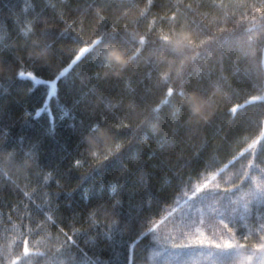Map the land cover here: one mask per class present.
<instances>
[{
    "label": "trees",
    "instance_id": "obj_1",
    "mask_svg": "<svg viewBox=\"0 0 264 264\" xmlns=\"http://www.w3.org/2000/svg\"><path fill=\"white\" fill-rule=\"evenodd\" d=\"M183 32L194 43L177 52L170 39ZM106 46L128 64H106ZM40 49L46 61L32 55ZM263 54L264 0H0V264H80L55 226L68 231L70 221L85 260L112 259L116 240L169 210L163 202L183 198L202 172L220 187L192 201L203 215L185 225L210 235L227 226L240 238L258 222L249 209L264 199ZM18 71L61 78L49 97L47 84L17 79ZM190 94L201 102L198 114ZM74 157L83 164L69 171ZM85 186L87 204L76 190ZM165 224L175 230V220ZM152 250L141 241L137 264H154ZM210 251L200 250V264ZM250 251L220 258L247 264ZM251 264H264V244Z\"/></svg>",
    "mask_w": 264,
    "mask_h": 264
},
{
    "label": "snow or ice",
    "instance_id": "obj_2",
    "mask_svg": "<svg viewBox=\"0 0 264 264\" xmlns=\"http://www.w3.org/2000/svg\"><path fill=\"white\" fill-rule=\"evenodd\" d=\"M103 19V17H101ZM86 50V49H85ZM83 52L78 50L77 58H82ZM68 70L61 69L62 75H65ZM28 77L31 79L33 84L45 83L48 85V96H52L55 91V86L58 80L61 77L57 75L47 81H41L32 71H18L17 79ZM51 85V86H50ZM40 109L36 110L37 115L39 114ZM65 115L67 113H64ZM27 115V113H25ZM82 123V121H81ZM69 127H75V124L69 123ZM53 129H50V131ZM7 129L0 130V137L6 139ZM119 148V145L116 146ZM83 164V161L79 157H74L69 166V171L73 168H77ZM200 176L192 181L191 189L183 193V198L179 194L176 195L174 202L166 201L163 204L167 205L169 210L161 209L156 214H152L147 219L143 221H138L137 229L135 233L123 241L116 240V247L114 249V255L112 259H103L96 255L95 258H90L85 260L83 257L85 255L84 249L79 247L78 241L75 237L79 234V231L72 227L71 221L68 231H65L64 227L60 226V223H55V226L60 232L65 233V243L69 246L75 245L81 255L80 264H137L138 258L140 255L136 251L137 245L141 241H147L148 247L152 248L151 257H148L153 260V258H158L153 260L154 264H200L199 252L201 249H212L207 256L203 258V264H226V261L222 260L220 257L223 254H226L228 251L237 248H249L251 251L249 254L244 257V261L247 264H251L252 259L254 258V253L259 251L261 245L264 244V199L257 203L254 210L249 209L250 216L254 221H258L254 224L253 227H248L245 225L246 231L241 235L240 238H237V230L228 228L225 226L227 234L221 233L219 229L214 230L212 235L205 232V230L199 226L189 229L185 225V221L196 212H200L201 216L202 207L194 206L192 201L195 200L198 196L203 194L206 190H210L212 187L219 188V185H213L215 180V174L212 172H202ZM51 172H49L44 180L49 181ZM57 185L59 181L57 180ZM81 193V200L84 203H90L93 197L90 195L91 189L87 186L76 189ZM104 186L101 184L98 191H103ZM238 190V189H236ZM73 190H69L67 193L69 196L72 194ZM179 191V190H178ZM221 191H225L221 189ZM234 191V190H229ZM109 195L115 194V185L109 184L108 186ZM44 200L48 204L49 211L52 210L53 203L50 201V194L45 188L44 191ZM71 204V201H69ZM49 211L43 210V216L46 218V221L52 220V216L49 215ZM58 211V209H57ZM75 216V213L73 214ZM89 215H94L90 213ZM10 218V217H9ZM175 220V230L168 228L165 224L166 221ZM95 224V222H94ZM164 224L165 227L162 229L161 225ZM69 231L72 234H69ZM103 238L107 240L110 244L114 241L115 236L112 232L111 227H107L106 230L102 229ZM163 232V235L161 234ZM255 233V239H252V234ZM215 235V239H213ZM90 241L94 242L95 237L89 238ZM123 248V251L120 249ZM195 251L196 256H184L186 252ZM24 255H27V252H24Z\"/></svg>",
    "mask_w": 264,
    "mask_h": 264
},
{
    "label": "clouds",
    "instance_id": "obj_3",
    "mask_svg": "<svg viewBox=\"0 0 264 264\" xmlns=\"http://www.w3.org/2000/svg\"><path fill=\"white\" fill-rule=\"evenodd\" d=\"M172 48L177 52H182L185 47L193 45L194 41L191 35L187 32L180 33L175 39H170ZM37 59L46 61L50 56L47 49H40L32 53ZM185 58H191L190 56ZM106 64H115L120 67H124L128 64L129 58L123 53L121 49L116 46H106V52L104 55ZM183 60L181 61V63ZM115 74V73H114ZM190 105V110L193 114H198L201 109V102L196 100L195 97L190 94L186 101Z\"/></svg>",
    "mask_w": 264,
    "mask_h": 264
},
{
    "label": "rangeland",
    "instance_id": "obj_4",
    "mask_svg": "<svg viewBox=\"0 0 264 264\" xmlns=\"http://www.w3.org/2000/svg\"><path fill=\"white\" fill-rule=\"evenodd\" d=\"M263 66H264V54H263ZM253 146H254V144H253ZM252 147V146H251Z\"/></svg>",
    "mask_w": 264,
    "mask_h": 264
}]
</instances>
